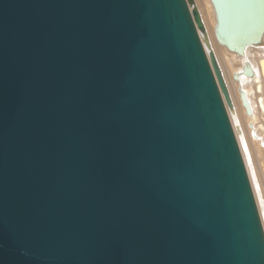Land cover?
Masks as SVG:
<instances>
[{
  "label": "water",
  "instance_id": "1",
  "mask_svg": "<svg viewBox=\"0 0 264 264\" xmlns=\"http://www.w3.org/2000/svg\"><path fill=\"white\" fill-rule=\"evenodd\" d=\"M210 1L218 43L259 41L264 3ZM193 2L0 0V264H264Z\"/></svg>",
  "mask_w": 264,
  "mask_h": 264
},
{
  "label": "bare ground",
  "instance_id": "2",
  "mask_svg": "<svg viewBox=\"0 0 264 264\" xmlns=\"http://www.w3.org/2000/svg\"><path fill=\"white\" fill-rule=\"evenodd\" d=\"M204 31L199 32L205 52L213 53L227 87L231 106L226 105L264 229V30L259 41L245 47L242 55L215 39L216 17L210 0H193ZM247 63L252 75L243 71ZM241 93L248 101L247 113ZM226 104V103H225Z\"/></svg>",
  "mask_w": 264,
  "mask_h": 264
},
{
  "label": "snow or ice",
  "instance_id": "3",
  "mask_svg": "<svg viewBox=\"0 0 264 264\" xmlns=\"http://www.w3.org/2000/svg\"><path fill=\"white\" fill-rule=\"evenodd\" d=\"M260 2L264 3V0H260Z\"/></svg>",
  "mask_w": 264,
  "mask_h": 264
}]
</instances>
